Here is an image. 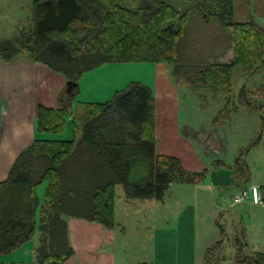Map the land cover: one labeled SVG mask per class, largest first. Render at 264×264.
Here are the masks:
<instances>
[{
	"label": "trees",
	"instance_id": "1",
	"mask_svg": "<svg viewBox=\"0 0 264 264\" xmlns=\"http://www.w3.org/2000/svg\"><path fill=\"white\" fill-rule=\"evenodd\" d=\"M30 11L31 23L18 35L22 49L3 42L0 59L27 51L33 61L70 82L59 95V109L38 105L35 129L62 132L71 111L73 134L69 139L34 138L0 181L1 254L18 248L37 228L33 264H62L73 253L69 217L115 226L116 185H122L125 200H161L173 183L205 179L206 168L190 170L179 157L155 152L154 98L145 84L131 81L106 102L71 107L81 75L104 63H166L193 88L225 95L212 127L221 126L239 108L253 110L261 124L249 146L264 140V22L253 15L235 20L233 0H31ZM197 17L203 27L218 28L210 36L218 48L193 60L190 46ZM236 66L243 81L233 94ZM239 154L233 166L237 193L247 188L250 176ZM135 166L145 169L137 178L132 176ZM43 181L39 204L36 188ZM219 218L220 238L205 250L203 263L224 262L223 249L229 248L234 250L233 264H264V254L249 247L237 210L223 209Z\"/></svg>",
	"mask_w": 264,
	"mask_h": 264
},
{
	"label": "crops",
	"instance_id": "2",
	"mask_svg": "<svg viewBox=\"0 0 264 264\" xmlns=\"http://www.w3.org/2000/svg\"><path fill=\"white\" fill-rule=\"evenodd\" d=\"M253 14L248 11V0H233L235 20L244 21ZM262 17L264 12L258 14L257 18ZM211 43L214 45L211 46ZM211 43L201 46V50L206 49L201 51L203 57L215 54L217 51L218 46L214 39ZM211 49L215 50L211 51ZM115 63L154 64L152 80L145 85L151 89L154 98L156 153L175 155L180 158L185 168L201 170L206 164L201 160L202 150L207 155L214 154V151L216 155L222 152L224 140L217 135L215 127L195 128L191 123L181 122L179 90L172 81L170 65L153 62H114L104 63L87 72H94L106 64ZM131 81L144 84L140 80L129 82ZM65 88L66 80L62 74L53 72L45 64L33 61L27 51L18 52L8 61L0 59V181L7 177L19 152L34 138L42 136L37 135L42 133L35 129L38 105L59 109L61 106L59 95ZM79 92L80 87L70 102L71 107L75 106L74 100ZM67 118L71 120V111L65 117V121ZM207 148L212 151H207ZM212 162L217 167L223 163L220 159ZM248 169L250 170L249 167ZM233 172L230 178L221 170L206 175L202 183L171 184L169 194L174 193L179 199L186 197L189 201L180 210L177 209L179 211L175 212V216H164L161 220L154 218L155 224L159 221L161 226L159 228L155 226L152 230L150 228L148 233L142 234V238L140 234L136 236L140 232L130 233L135 236L134 238L126 237L129 230L121 220L116 219L115 211L113 218L115 226L112 228L104 227L98 221L69 217L67 220L69 242L73 253L62 264H138L140 262L204 264L205 250L220 238L217 222L220 219L219 213L224 208L223 203L228 202L237 193L232 192L230 197L223 199L220 196L222 190L218 185L235 188ZM259 183L254 182V185L250 186L256 188L258 201H255L253 194L250 193L248 199L234 207L236 206L241 217L249 247L253 252L264 254V181ZM130 200H126L125 203L130 204ZM147 217H144L145 223L150 224L151 218ZM228 232L226 231L225 234ZM35 234L34 232L30 239L9 254L0 253V264H33L34 248L39 239V232L36 237ZM223 252L224 262L219 264H233L231 259L234 250L225 248Z\"/></svg>",
	"mask_w": 264,
	"mask_h": 264
},
{
	"label": "rangeland",
	"instance_id": "3",
	"mask_svg": "<svg viewBox=\"0 0 264 264\" xmlns=\"http://www.w3.org/2000/svg\"><path fill=\"white\" fill-rule=\"evenodd\" d=\"M245 2V1H244ZM247 4V3H246ZM31 0H0V44L6 41H12V46L20 48L22 39L19 33L25 31V28L31 23ZM248 11L253 16L258 17V14L264 12V0H248ZM256 11V13H255ZM260 19V18H259ZM198 23L192 27L195 33L191 36L192 49L191 57L193 60L201 59V46L204 47L208 42L211 43V38L219 33L218 28L203 27L201 18H196ZM217 25H215L216 27ZM209 35V36H208ZM201 36L205 37L201 44ZM211 46L213 43L210 44ZM26 55V53H23ZM191 60V58H190ZM154 64L149 63H115L103 67H99L94 72H86L79 79L80 92L75 97V104L78 102H106L110 100L119 88H124L130 80H140L144 84L150 83L152 80ZM171 67V78L179 90V117L183 123H191L195 128L212 127L213 118L218 111L223 107L225 95L213 93L209 88H193L183 76H178L174 73ZM242 69L236 66L232 78V93L236 94L238 88L242 84ZM124 80V82H122ZM260 117L257 111H250L244 108H239L232 111L229 118L223 122L221 126L216 127V133L224 140V149L216 155L215 151L212 155H207L202 150L201 160L206 163L203 168H207V175L213 171H225L226 176H232V167L235 164V159L242 158L245 164L250 168L251 176L247 182V188L253 183L264 181V140L254 146H249L251 142L258 136L260 132ZM73 123L69 118L66 119L62 132L46 133L41 132L40 138L54 139H69L72 138ZM39 138V137H38ZM207 151H212L209 148ZM222 160V165L217 167L212 160ZM145 172L141 166H135L132 170L134 178L140 177ZM208 177V176H207ZM222 190V198L230 197V194L237 189L232 186L218 185ZM259 187L258 185H255ZM46 181H43L37 186L36 192L39 198V204H42ZM170 192V190H169ZM165 194L163 199H144L137 198L130 200V204L125 203L124 190L122 185L118 184L115 187V215L116 219L121 220L129 233L126 237L134 238L130 233H138L136 236H141L144 232H149L156 226L160 227V222L155 224L153 220H161L164 216H175L182 206L187 204L188 198L179 199L176 194ZM225 202V201H224ZM231 198L228 202L223 203L224 208L236 209V206H231ZM228 205V206H226ZM226 206V207H225ZM39 209V207H38ZM179 209V210H177ZM38 213V210H37ZM183 215H185L183 213ZM151 218V223L146 224L144 217ZM158 231H160L158 229ZM142 232V233H141ZM35 237L38 233L35 228ZM137 240L134 242L136 243ZM135 249L134 247H132ZM227 252V251H226ZM136 253V252H135Z\"/></svg>",
	"mask_w": 264,
	"mask_h": 264
},
{
	"label": "built area",
	"instance_id": "4",
	"mask_svg": "<svg viewBox=\"0 0 264 264\" xmlns=\"http://www.w3.org/2000/svg\"><path fill=\"white\" fill-rule=\"evenodd\" d=\"M261 20L264 22V17L261 18ZM252 193L254 200L258 201V195L256 192V188L255 187H249L246 189H243L242 191L235 193L232 197H231V206H234L236 204L241 203L242 201L246 200L249 198V194Z\"/></svg>",
	"mask_w": 264,
	"mask_h": 264
},
{
	"label": "water",
	"instance_id": "5",
	"mask_svg": "<svg viewBox=\"0 0 264 264\" xmlns=\"http://www.w3.org/2000/svg\"><path fill=\"white\" fill-rule=\"evenodd\" d=\"M66 84H67V85H69V84H70V82H69V81H67V82H66Z\"/></svg>",
	"mask_w": 264,
	"mask_h": 264
},
{
	"label": "flooded vegetation",
	"instance_id": "6",
	"mask_svg": "<svg viewBox=\"0 0 264 264\" xmlns=\"http://www.w3.org/2000/svg\"><path fill=\"white\" fill-rule=\"evenodd\" d=\"M68 90V89H67Z\"/></svg>",
	"mask_w": 264,
	"mask_h": 264
}]
</instances>
